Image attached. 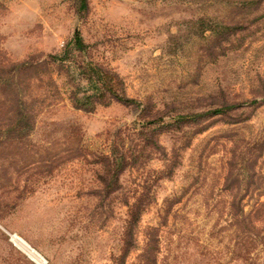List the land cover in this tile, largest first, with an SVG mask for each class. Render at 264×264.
<instances>
[{
	"label": "rangeland",
	"instance_id": "374dc122",
	"mask_svg": "<svg viewBox=\"0 0 264 264\" xmlns=\"http://www.w3.org/2000/svg\"><path fill=\"white\" fill-rule=\"evenodd\" d=\"M0 3L11 60L60 53L75 29L87 43L51 66L33 127L0 141V264H37L10 232L41 264H264V0H88L82 15L77 0ZM225 23L239 28L224 36ZM83 58L141 105L74 107ZM225 102L243 105L159 126ZM155 116L151 149L138 127ZM115 149L139 157L106 185L124 161Z\"/></svg>",
	"mask_w": 264,
	"mask_h": 264
},
{
	"label": "trees",
	"instance_id": "16d2710c",
	"mask_svg": "<svg viewBox=\"0 0 264 264\" xmlns=\"http://www.w3.org/2000/svg\"><path fill=\"white\" fill-rule=\"evenodd\" d=\"M87 7L88 0H77V12L79 15H82ZM237 28H239L238 25L225 23L222 33H224V36H227ZM214 31L216 30L214 29ZM69 45H72L77 51L84 53L87 43L83 40L78 29H75L66 41L62 52H48L43 57L32 53L21 60L14 61L9 59L0 47V125L6 124V134H9L2 135L0 133V141L3 140V137L4 139H8L12 135L14 137L33 127L35 114L41 108L43 102L51 96V93H54L56 82L53 80L51 74V66H63L65 60L70 56ZM77 76L79 81L75 80V82H78L74 84L73 89H69L68 94L71 104L76 108L90 110L98 103H107L111 99L125 104L141 105L139 99L130 97L124 93L121 78L109 67L103 66L91 59L83 58L82 62L78 63ZM81 80L85 81L84 84H81ZM252 100L253 103L258 102L257 99ZM241 105H243L241 102H225L204 111L180 113L174 115L172 121H162V125L159 126L161 128H168L179 127L188 123H197L203 116L222 113L227 108H235ZM157 117L145 119L138 127V133L142 136L143 146L148 145L151 149L159 146L157 134L160 131L155 130L154 127L156 125H152ZM151 125L154 127H151ZM126 153L117 149L113 151L116 161L120 159L124 161L118 169L113 170L112 180L108 179L105 182L106 185H110L112 182L113 184H117L118 174L123 170L128 160L136 161L139 157V152H131L130 156L126 155ZM106 161L108 162V160ZM142 209L140 201L133 202L129 206V219L132 222L138 220ZM233 210L235 214L241 215L240 219L242 221L246 220L248 223L253 224L249 214L244 211L242 206L237 205Z\"/></svg>",
	"mask_w": 264,
	"mask_h": 264
},
{
	"label": "built area",
	"instance_id": "2783aa9c",
	"mask_svg": "<svg viewBox=\"0 0 264 264\" xmlns=\"http://www.w3.org/2000/svg\"><path fill=\"white\" fill-rule=\"evenodd\" d=\"M15 232H10L9 233V235H10V239L12 240V242L21 250V251H23L24 253H26L35 263H37V264H41L35 257H33L31 254H29L27 251H25L22 247H20L19 245H17V243H15L14 242V240H13V238H12V234H14ZM41 256V258L40 259H44L43 257H42V255H40ZM45 260V264H46V259H44Z\"/></svg>",
	"mask_w": 264,
	"mask_h": 264
},
{
	"label": "bare ground",
	"instance_id": "6f19581e",
	"mask_svg": "<svg viewBox=\"0 0 264 264\" xmlns=\"http://www.w3.org/2000/svg\"><path fill=\"white\" fill-rule=\"evenodd\" d=\"M16 237V236H15ZM19 241L28 249H31V246L25 241L23 240L22 238H18ZM32 250V249H31ZM38 258V257H37Z\"/></svg>",
	"mask_w": 264,
	"mask_h": 264
}]
</instances>
